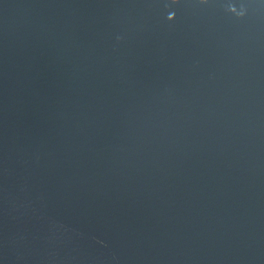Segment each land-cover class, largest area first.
Returning a JSON list of instances; mask_svg holds the SVG:
<instances>
[{
    "label": "water",
    "instance_id": "obj_1",
    "mask_svg": "<svg viewBox=\"0 0 264 264\" xmlns=\"http://www.w3.org/2000/svg\"><path fill=\"white\" fill-rule=\"evenodd\" d=\"M0 264H264V0H0Z\"/></svg>",
    "mask_w": 264,
    "mask_h": 264
}]
</instances>
